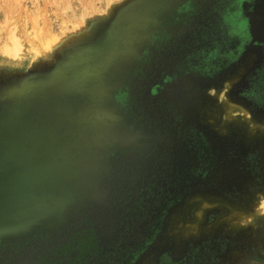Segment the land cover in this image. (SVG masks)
<instances>
[{
    "label": "rangeland",
    "instance_id": "obj_1",
    "mask_svg": "<svg viewBox=\"0 0 264 264\" xmlns=\"http://www.w3.org/2000/svg\"><path fill=\"white\" fill-rule=\"evenodd\" d=\"M98 256L264 264V0H0V264Z\"/></svg>",
    "mask_w": 264,
    "mask_h": 264
},
{
    "label": "flooded vegetation",
    "instance_id": "obj_2",
    "mask_svg": "<svg viewBox=\"0 0 264 264\" xmlns=\"http://www.w3.org/2000/svg\"><path fill=\"white\" fill-rule=\"evenodd\" d=\"M72 259H75L76 256H71ZM91 264H117V262L115 260L112 259H104V258H100L98 256V258H94L93 262Z\"/></svg>",
    "mask_w": 264,
    "mask_h": 264
}]
</instances>
